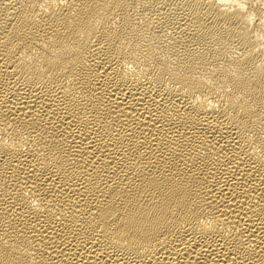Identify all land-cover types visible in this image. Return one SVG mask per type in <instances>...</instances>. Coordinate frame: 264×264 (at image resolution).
<instances>
[{"label":"bare ground","instance_id":"6f19581e","mask_svg":"<svg viewBox=\"0 0 264 264\" xmlns=\"http://www.w3.org/2000/svg\"><path fill=\"white\" fill-rule=\"evenodd\" d=\"M0 264H264V0H0Z\"/></svg>","mask_w":264,"mask_h":264}]
</instances>
